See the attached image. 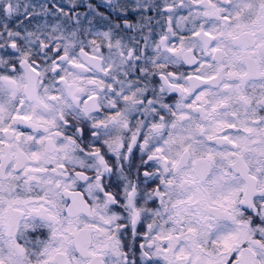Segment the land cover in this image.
Segmentation results:
<instances>
[{
    "label": "snow or ice",
    "instance_id": "6c2138e0",
    "mask_svg": "<svg viewBox=\"0 0 264 264\" xmlns=\"http://www.w3.org/2000/svg\"><path fill=\"white\" fill-rule=\"evenodd\" d=\"M0 264H264V0H0Z\"/></svg>",
    "mask_w": 264,
    "mask_h": 264
}]
</instances>
